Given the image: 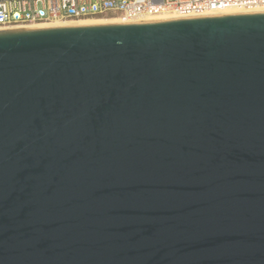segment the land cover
I'll return each instance as SVG.
<instances>
[{
	"label": "water",
	"instance_id": "95a60500",
	"mask_svg": "<svg viewBox=\"0 0 264 264\" xmlns=\"http://www.w3.org/2000/svg\"><path fill=\"white\" fill-rule=\"evenodd\" d=\"M0 264H264V13L0 31Z\"/></svg>",
	"mask_w": 264,
	"mask_h": 264
},
{
	"label": "built area",
	"instance_id": "2783aa9c",
	"mask_svg": "<svg viewBox=\"0 0 264 264\" xmlns=\"http://www.w3.org/2000/svg\"><path fill=\"white\" fill-rule=\"evenodd\" d=\"M231 9H264V0H0V29L109 15L126 20L165 13L193 18Z\"/></svg>",
	"mask_w": 264,
	"mask_h": 264
},
{
	"label": "bare ground",
	"instance_id": "6f19581e",
	"mask_svg": "<svg viewBox=\"0 0 264 264\" xmlns=\"http://www.w3.org/2000/svg\"><path fill=\"white\" fill-rule=\"evenodd\" d=\"M247 13H264V9H255V10H222L216 12H209L202 17H217V16H225V15H236V14H247ZM112 17H91V18H83L78 20H69L63 22H57L48 26H26V27H15L9 30H21V29H46V28H62V27H85V26H98V25H112V24H130V23H149V22H161L175 19H183L180 16L174 13H165L156 17L149 18H138L134 20H126L120 16ZM2 30L0 31H9Z\"/></svg>",
	"mask_w": 264,
	"mask_h": 264
},
{
	"label": "rangeland",
	"instance_id": "374dc122",
	"mask_svg": "<svg viewBox=\"0 0 264 264\" xmlns=\"http://www.w3.org/2000/svg\"><path fill=\"white\" fill-rule=\"evenodd\" d=\"M103 17H112L111 15H109V16H103ZM100 18H102V17H100Z\"/></svg>",
	"mask_w": 264,
	"mask_h": 264
}]
</instances>
